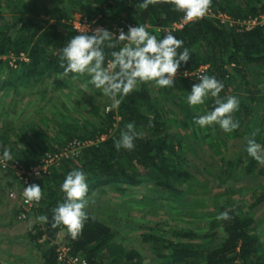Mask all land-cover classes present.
Masks as SVG:
<instances>
[{"label":"trees","instance_id":"16d2710c","mask_svg":"<svg viewBox=\"0 0 264 264\" xmlns=\"http://www.w3.org/2000/svg\"><path fill=\"white\" fill-rule=\"evenodd\" d=\"M142 2L143 0H71L67 4L56 2L54 7L45 3L43 9L49 17H41L39 10H34V14L27 13L21 7L13 20L7 19L0 8V71L1 67H8L9 72L6 77L0 76V90L13 87L19 93L23 87L42 82L44 78L47 80L45 87L51 83L54 88L68 87L71 91L76 86L72 81L74 74L63 76V69L59 67L61 48L79 34L70 23L73 7L85 6L84 14L90 19L98 17L101 22L119 23L126 20L136 26L146 25L147 30L158 39L166 34L163 27L184 16L182 12L174 11L169 4L150 5L144 10L139 7ZM211 9L215 12L225 11L236 20L264 11V0H212ZM169 31L183 40L184 47L191 53L187 63L181 62L178 69L180 73L176 75L173 87H158L157 94L150 82L141 84L139 91L124 97L119 107H112L109 111H105L106 104L101 97H88L89 111L98 115L101 120L98 128H89L88 119L80 121L82 124L78 123V119L67 122L65 113L59 112L62 120H56V123L61 129L54 136L48 135L36 123L28 122L19 125L14 123V129L18 126V134L22 136L14 141L8 130L0 132V153H3V147H9L12 155L27 165L37 162L47 150L60 149L73 137L94 138L106 133L104 138L84 146L78 156L63 158L58 165L50 166L47 172L35 177L32 182L40 185L44 193L39 205L32 210L49 218L48 223L35 225L36 230L31 233L35 240L44 237L41 243L42 246L45 245L42 251L43 264H59L56 239L62 230L65 231L66 242L71 245L72 251L85 256L89 264H145L144 255L139 250L118 249L113 243L116 234L114 228L88 207L86 212L89 219L78 239L73 240L63 226L55 229L51 227L52 209L64 200L60 186L67 173L73 169L83 170L87 176L86 199L95 188L110 184L125 189L129 185H139L146 179L154 181V187L179 196L186 190L178 185L189 180L186 169L189 161L183 155V149L180 150V145L191 146L190 137L196 141L199 138H211L219 149V140L242 137L244 143L235 150L234 156H221L223 167L219 172L223 173L224 180L236 179L243 173L264 174V165L255 161L245 150V138L254 128L260 129L256 140L264 146V107L260 111L264 101V79L258 77L261 72L254 74L256 69L264 68V24L246 29L238 23L222 22L209 12L205 18L195 23H184L182 27ZM20 51H26L29 59L16 58L11 62L16 65L14 67L9 59ZM105 51L107 61L111 59V50ZM4 55H7V59L3 60ZM202 63H208V67L199 75L215 76L224 84L220 98L226 101L228 96H234L240 101L239 109L232 114L240 127L233 132L225 133L218 124L201 128L194 123V118L204 114L200 109L194 111L185 98L190 94L192 85L200 82L199 75H184L182 71L194 70ZM77 79L88 82L90 78L85 75ZM77 87L79 92H84L83 87ZM214 99L209 96L205 100L213 105V110ZM168 101L180 106L183 115L177 120L182 129L186 128L187 133L182 130L170 132V122L175 119L167 116V112L172 109L167 104ZM52 116L58 118L56 115ZM129 122H134L137 130L144 132V137L135 141L132 151L117 150L114 138H119L121 130ZM30 130L38 147L34 144L35 140L28 137L26 139ZM212 131L217 135L213 136ZM63 133L65 137H62ZM8 173H12L20 184L11 170ZM121 183L124 186L119 185ZM263 199L264 192L257 196L250 207ZM216 208L211 212L213 217L210 229L204 233L188 227L173 228V235L152 230L143 232V237L151 241L159 264H264V242L255 230L256 218L253 213L249 209L244 210L241 204L229 198L225 204L216 205ZM227 210H230L232 220L215 219L219 213ZM219 235L222 238L217 242Z\"/></svg>","mask_w":264,"mask_h":264},{"label":"rangeland","instance_id":"374dc122","mask_svg":"<svg viewBox=\"0 0 264 264\" xmlns=\"http://www.w3.org/2000/svg\"><path fill=\"white\" fill-rule=\"evenodd\" d=\"M68 1L71 0H0V8L9 20L14 19L21 7L30 14H34V10H39V15L47 18L49 15L43 9L45 3L54 7L56 2L67 4ZM84 10L83 5L73 7L71 15L84 13ZM2 57L3 60L7 59V55ZM13 61L12 58L9 59L10 64ZM12 66L16 67L15 64ZM258 72L261 73L258 74ZM8 73V67H1V78L6 77ZM254 74L264 79V68L256 69ZM72 81L76 86L71 91L68 87L54 88L50 82L49 86L45 87L46 78L42 82L23 87L19 93L13 87L1 89L0 132L8 130L11 140L14 141L22 137L18 134L20 128L17 126L14 129V123L19 125L28 122L36 123L44 128L48 135L54 136L61 129V126L56 123V120H62L59 112L65 113L67 122L78 119V123L82 124L80 121L88 119L89 128H98L101 120L98 115L89 111L88 97H101L106 104L105 111L112 108V101L109 97L102 95L99 90L81 93L77 85L84 89L87 86L89 91H92V86L81 79ZM150 85L153 91L159 94L158 86L154 82H150ZM167 104L172 108L167 112V116L175 119L170 122V132L176 133L182 130L187 133L186 128L182 129L177 120L183 115L180 106L172 104L171 101ZM108 105L109 110H107ZM211 105L205 102L204 105L197 106L194 111L200 109L204 115L208 114L213 110ZM263 107L264 101L260 111ZM119 117L118 115V119ZM212 134L217 135L214 131ZM27 137L32 141L35 140L34 144L38 147L31 130L26 139ZM62 137H65L64 133ZM189 139L191 146L180 145V150L183 149V155L189 161V165H186L189 180L178 185L186 190L182 195L178 196L171 191L154 187V181L146 179L139 185H129L125 189L108 184L95 188L87 197V207L92 213L114 228L116 233L113 239L114 245L118 249L139 250L144 255L145 264H159V258L151 247V241L143 237V232L152 230L156 233L173 235V228L188 227L195 229L198 233H204L210 229V220L213 217L211 212L217 209L216 205L225 204L228 198L241 204L244 210L249 209L253 213L256 218L255 230L264 242V199L250 207L257 196L264 192V174L243 173L236 179L224 180L223 173L219 172L223 167L221 156H234L235 150L244 143L242 137H231L226 141L219 140V149L215 147L211 138L204 140L199 138L197 141L191 137ZM119 185L124 186L123 183ZM20 186L12 173H8V170L0 166V264H43L42 251L45 245L42 246L41 243L44 237L39 240L31 237V233L36 230L35 225H41L37 220V217L41 215L31 209L27 217L19 218L20 199L12 198L9 194L10 190L13 188L19 190ZM57 238L60 241H66L65 231H60ZM221 238L222 236L219 235L216 238L217 242Z\"/></svg>","mask_w":264,"mask_h":264},{"label":"clouds","instance_id":"9594fccd","mask_svg":"<svg viewBox=\"0 0 264 264\" xmlns=\"http://www.w3.org/2000/svg\"><path fill=\"white\" fill-rule=\"evenodd\" d=\"M169 4L174 11L184 14L185 23H195L205 18L211 9L212 0H143L139 7L147 10L150 5ZM79 34L73 36L62 48L59 55V67L63 69V76L74 74L72 79L88 76V85L84 92L99 90L102 95L112 101V107H119L124 97L140 90L141 84L154 82L160 88L174 86L176 75L181 62L187 63L190 51L184 47V41L166 31L162 39L151 34L146 25L128 26L118 30V35L104 27L78 28ZM111 50V59L106 61V51ZM188 75V73H185ZM199 83L191 87L187 97L189 106L194 109L204 105L209 96L214 99V110L208 114L194 118V123L201 128L218 124L225 132L230 133L240 127L233 119V113L239 109L240 101L234 96H228L226 101L220 98L224 84L215 76L201 74ZM120 97V98H118ZM259 128H254L246 137V152L259 164L264 165V146L257 142ZM144 137L143 131H138L134 122L127 123L121 130L119 138H114L117 150L132 151L135 141ZM2 147V146H0ZM15 160L9 147H3L0 163L7 167L8 162ZM39 175V172H36ZM64 193V200L52 209L51 227H65L73 240L83 234L85 222L89 219L86 212L88 200L87 176L83 170L73 169L67 173L60 186ZM44 193L38 184H30L23 190L26 204H39ZM230 210L219 213L217 221H230L233 217ZM40 223H48L47 216H39Z\"/></svg>","mask_w":264,"mask_h":264},{"label":"built area","instance_id":"2783aa9c","mask_svg":"<svg viewBox=\"0 0 264 264\" xmlns=\"http://www.w3.org/2000/svg\"><path fill=\"white\" fill-rule=\"evenodd\" d=\"M211 13L216 15L220 18L222 22H228L230 24L238 23L240 26L251 29L254 26L258 24H264V11L256 14H252L249 16H246L241 19H234L229 13L225 11H218L215 12L212 9H210ZM79 13V12H78ZM70 23L72 24L74 29L78 28H89V31L97 28V27H104L117 35L119 29H124L125 32H127L128 26H136L135 23H129L126 20H121V22L117 23H111L110 21L101 22L98 21V17H95L93 19H90L86 14L79 13L74 14L71 19ZM185 21L180 19L179 21L173 22L171 25H168L166 27H163L165 31H169L170 29H175L182 27L184 25ZM78 31V30H77ZM16 58H21L24 60L29 59V55L26 51H20L19 54L12 55V59L15 61ZM208 67V63H202L200 66H198L194 70L184 69L182 73L185 75V73H188V75H199L202 71H204ZM180 73L178 70L177 75ZM109 105L107 106V110H109ZM120 118V117H119ZM106 133H102L100 135H97L96 137H86V138H80V137H73L71 138L65 145H63L60 149L57 150H47L44 152L37 162L32 164H25L20 158L13 156L15 160L9 161L7 167L4 166L3 163H0V166L3 169L11 170L13 174L19 179L20 181V188L19 190L14 188L10 190L9 194L12 198H18L20 199V205L22 210H20V213L18 215L19 218L23 219L27 217L28 211L31 210L33 207L39 205V204H26L24 202V196H23V190L26 186L32 184L35 177H38L42 175L44 172H47L49 170V167L52 165H58L63 158L66 157H75L78 156L82 150V148L86 145L92 144L99 139L104 138ZM0 157H2V154L0 153ZM39 172V175L36 174V172ZM40 203V202H39ZM56 250H57V259L59 264H89L87 258L83 256L80 253H75L72 251V247L69 243L66 241H60L58 238L56 239Z\"/></svg>","mask_w":264,"mask_h":264}]
</instances>
